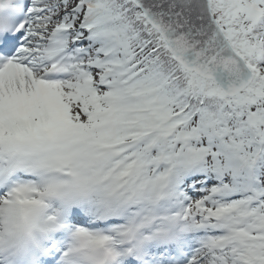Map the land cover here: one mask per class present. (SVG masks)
<instances>
[{
	"label": "snow or ice",
	"instance_id": "obj_1",
	"mask_svg": "<svg viewBox=\"0 0 264 264\" xmlns=\"http://www.w3.org/2000/svg\"><path fill=\"white\" fill-rule=\"evenodd\" d=\"M0 264H264V0H0Z\"/></svg>",
	"mask_w": 264,
	"mask_h": 264
}]
</instances>
